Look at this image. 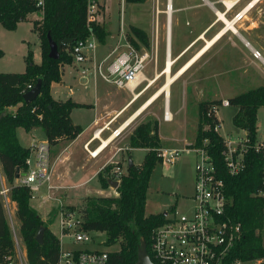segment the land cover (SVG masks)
I'll use <instances>...</instances> for the list:
<instances>
[{
    "label": "trees",
    "instance_id": "trees-1",
    "mask_svg": "<svg viewBox=\"0 0 264 264\" xmlns=\"http://www.w3.org/2000/svg\"><path fill=\"white\" fill-rule=\"evenodd\" d=\"M128 3H141L144 0H125ZM88 0H44L41 22L35 21L33 28L38 32L42 60L33 63L31 51L25 57L26 69L23 72H0V167L10 187L9 198L16 203L15 215L20 226L19 231L24 242L28 264H57L60 240L48 228L29 200V188L14 184L18 171L26 170L25 160L29 148L20 144L16 129L22 127L29 131L40 127L49 144L59 137L74 139L81 131L80 125L73 124L70 112L73 108H89L90 104L77 103L71 99L57 101L51 95V85L61 81V66L72 62L67 50L77 40L92 32L99 43H104L108 31L102 24L87 26ZM39 11L34 0H0V23L7 30H15L27 14ZM134 38L148 45L145 34L133 25L129 26ZM54 41L69 39L71 42L58 47L57 59L48 56L49 43L47 34ZM129 41L136 47L134 40ZM3 51L0 49V58ZM41 80L39 95L25 103L23 94L27 85H35ZM222 99L206 100L198 103V124L195 144L205 138L209 140L208 150L225 181L226 194L230 199L227 215L239 222L242 228L241 239L230 253V260L239 258L244 261L264 258V244L261 230L264 228V150L255 151L252 146L257 140V110L264 106V84L229 97V105L237 107L232 117L234 126L245 131L248 144L244 156V168L237 175L231 176L223 165L221 149L223 137L214 129L219 123L217 117L209 113L212 105H219ZM17 106L14 112L8 107ZM40 115V116H39ZM128 147L147 148L148 151L140 165L127 167L117 187L118 196H92L84 199L81 209L86 229L105 233V245L119 244L117 251L109 253L107 264H137V253L141 239L146 242L147 252L151 253V231L166 220L165 211L145 214L146 195L154 167L160 158L157 149L161 148L159 124L156 119L137 125L129 135ZM120 163L107 164L98 174V181L103 188L109 186L108 173ZM174 210L171 206L167 211ZM44 227L42 242L36 235ZM15 254L14 243L5 217L0 198V264H14L10 260ZM10 257L8 260L5 258ZM264 264V262H263Z\"/></svg>",
    "mask_w": 264,
    "mask_h": 264
},
{
    "label": "rangeland",
    "instance_id": "rangeland-1",
    "mask_svg": "<svg viewBox=\"0 0 264 264\" xmlns=\"http://www.w3.org/2000/svg\"><path fill=\"white\" fill-rule=\"evenodd\" d=\"M179 1L193 4V6L178 5ZM248 1L249 0L242 1L237 8L227 13L226 18H230L233 12L240 9ZM97 2L99 5L97 11L98 16L97 20L92 24L103 23L106 29L110 30L116 37L118 36L119 39H122V34L118 30L119 24L122 23L125 33L124 38L128 41L129 38L134 40L138 50H146L149 53L144 68L145 76L148 80L153 79L158 72V77L139 98L138 103L134 107V110H136V108L138 109L140 105L165 82V74L163 71L167 58L168 22L167 14L165 13L167 10L166 0H144L141 3H128L125 0H97ZM199 3H202L201 0H172L171 7L173 6L175 10L170 23L172 33L170 34V53L171 61H173V63L176 61L175 64L171 63L172 73L205 44L204 40H200L197 44L192 46L200 32L205 29L208 30L204 37L206 40L211 38L225 25L222 21H217V16L208 5L201 4V6H196V4ZM105 4L107 11L103 15ZM215 6L219 11L225 9L224 6L220 4H215ZM120 17L122 19H120ZM131 25L143 31L148 45H144V43L133 37L129 28ZM236 28L241 36L246 38L254 48L264 55V0L258 1L254 7L247 12L246 17L237 23ZM0 29H4L1 24ZM4 31H6L4 32L5 37H1L8 42L9 47H7V54L5 58H3L0 66H4H2V69L8 66H11L8 68H16L17 63L22 64L25 62L20 56L21 50L18 45L20 38H28V40L33 43V47H35L36 34L27 23L19 26L15 32L5 29ZM190 42L192 43L184 49ZM189 47L191 48L185 52ZM183 49L184 51L180 53ZM247 51L239 35L233 34L228 30L208 51L199 57L187 72H185V75L173 85L171 94V112L174 115L173 121H164L162 118V114L165 113V94L161 93L160 96L121 133L120 136L122 141H128L130 133L137 125L145 121L157 119L160 127L162 145L167 150L170 147L177 150V153L173 154L172 162L160 161L154 167L147 189L145 205V213L147 215L167 211L171 205L175 204L182 212L190 210L192 203L189 199L193 192L195 155L193 152L184 150L187 146L183 138L185 137L189 141L195 138V121L198 111L197 103L217 95L221 96L226 93L236 94L243 92L246 88H254L258 84H264V64H262L261 61L251 62L247 57V53L248 56L250 55ZM64 68L65 72H67L69 66L66 65ZM248 69L251 71L250 74L247 73ZM249 76L254 78L251 85L245 83ZM231 78L239 81L244 80L242 82L243 87L234 91V87H230ZM186 80L188 83L186 82L185 84ZM147 83L148 81L142 82L134 93L144 91L147 87ZM233 84L232 81V85ZM185 85L188 108L183 111L182 106L185 100ZM99 89L104 93V96H107L113 106L120 104L129 94L126 89L117 88L106 82H99ZM81 92L85 100L93 98L92 88L85 87L84 90L81 89ZM234 112L235 110L232 106L218 107V116L221 121L219 133L224 137L244 138L245 132L236 128L232 122ZM81 113H83L81 117H78L80 121L83 120L84 122L89 119L87 112L83 111ZM154 113H158V117H155ZM74 121H79V119L74 116ZM257 137L259 140L264 139V107H260L257 112ZM147 151L148 150L143 148L131 149L129 153L127 152L123 155V160L126 157H130L134 165H139L142 163ZM125 163L127 164V162ZM1 173L0 167V178ZM70 182L73 181H68V183ZM86 187L87 188H74L72 186L67 189L48 190L46 185H43L41 188V195L50 191L55 199L52 198L51 201L43 204L42 209H40L41 215L46 216L51 208L50 213H48L50 215L61 206L68 209L84 208L85 202L84 200L82 201V199L85 197L86 192L91 195H97L99 193V189L95 188V180L88 182ZM107 191L110 192L109 189ZM31 202L35 206L38 204V200H31ZM62 202L70 205H64ZM3 207L15 250V254L10 260L14 264H27L23 243L20 240V223L15 215L16 208L11 201H8V204H4ZM57 237L60 239V248L62 250L89 248L92 246L83 243H73L70 237H60L58 232ZM261 237L264 244V228L261 230ZM97 239L101 241L105 240V235H100ZM101 248L109 252L117 251L119 249V244L102 245ZM9 258L6 257L5 260ZM2 264H4V261H2Z\"/></svg>",
    "mask_w": 264,
    "mask_h": 264
},
{
    "label": "built area",
    "instance_id": "built-area-1",
    "mask_svg": "<svg viewBox=\"0 0 264 264\" xmlns=\"http://www.w3.org/2000/svg\"><path fill=\"white\" fill-rule=\"evenodd\" d=\"M209 4L215 15L219 11L215 4L224 6L221 11L225 16L233 11L244 0H229L231 7L228 8V0H202ZM36 7L43 13L44 0H34ZM250 0L240 9L233 12L228 21L236 28L239 21L246 17L247 6ZM99 5L97 0H88L87 3V26L97 20ZM217 16V15H216ZM237 29V28H236ZM122 34L124 49L117 52L113 49L104 58H97V39L90 32L85 38L77 40L67 50L75 64L92 63V70L104 82L112 84L117 88L128 89L134 92L137 87L148 78L144 74V68L149 57L146 50H138L130 41L125 39L124 26H119ZM231 31V30H230ZM235 34L233 31H231ZM237 35V34H236ZM252 56L262 60L261 52L253 49ZM86 71H83L85 74ZM134 86L131 87V83ZM148 84V83H147ZM32 84L27 85L31 89ZM227 99H222L219 105H212L209 113L217 117L219 106H228ZM40 116V115H39ZM166 117V114H165ZM218 119V118H217ZM219 121V120H218ZM220 121L214 126L219 133ZM113 134L118 135L119 130L115 129ZM220 134V133H219ZM222 136V135H221ZM223 137V165L231 176L237 175L244 168V156L250 147L245 133L244 138ZM209 140L203 139L199 145L195 142H187L184 150L193 152L194 160V184L190 197L192 206L187 212H180L177 209L165 211L166 220L152 229L151 253L155 264H263L264 258L244 261L239 258L230 260V253L234 244L241 239L242 228L239 222L234 221L226 213L230 199L226 194L225 181L219 174V169L213 161L208 150ZM252 148L255 151L264 150V139L256 140ZM93 152H89L91 156ZM174 149H157V155L161 162L173 160ZM26 170L18 171L14 184L25 185L29 188L32 198H40V204L49 202L55 197L48 191L45 195L39 196L40 189L46 185L48 190L54 186L51 184L52 165L50 163V144L48 141L35 142L29 147V156L25 160ZM24 173V174H22ZM126 174L120 165H115L108 173L109 179L116 180L118 186L122 177ZM264 184V182H263ZM114 189V188H112ZM117 189V188H116ZM116 189H114L116 191ZM8 185L0 184V198L3 205L9 200ZM118 194V192L116 191ZM264 196V191H260ZM50 213L47 212L46 220L57 227L60 237H70L73 243L92 245L87 248L68 249L59 251L57 264H107L109 251L102 249L105 240L97 239L105 235L103 231L86 229L84 217L79 209H68L62 206ZM60 240V239H59ZM10 264V263H9Z\"/></svg>",
    "mask_w": 264,
    "mask_h": 264
},
{
    "label": "crops",
    "instance_id": "crops-1",
    "mask_svg": "<svg viewBox=\"0 0 264 264\" xmlns=\"http://www.w3.org/2000/svg\"><path fill=\"white\" fill-rule=\"evenodd\" d=\"M201 2L202 3L196 4V6H201V4H206L211 8V6L209 4L203 2L202 0H201ZM166 3H167V7H168L169 4L172 5V0H166ZM178 5H187L188 7L193 6V4H188V3H185L183 1H179ZM171 9H172L171 15H168V13L165 11V13L167 14V20L169 19L170 23H171V19L173 16V12L175 10L173 6L171 7ZM106 11H107V7L105 4V9H104L103 15L106 13ZM212 11H213V9H212ZM102 18H103V16H102ZM41 19H42V12H40V11L32 12V13L27 14V17L24 21H20L17 24V27L15 30H8V31L15 32L19 28V26H21L22 24H25V23L29 24L32 27V29L34 30V32L36 34V42H35L36 46L33 47V43L30 40H28V38H25V37L20 38L18 45H19L20 50H21L20 56L24 59V61H25V57L28 54V52L31 51L32 60H33V63H35V64L41 63L42 54H41V46H40V39L38 36V32L33 28L34 27L33 23L35 21L41 22ZM120 19H122V18L120 17ZM101 24L103 25V23H101ZM121 24L122 23H120L119 26ZM170 27H171V25H170ZM4 29H0V49L3 51V56L0 58V64L3 60V58H5V56L7 54V51H8L7 47H9L8 42L5 41L1 37V36L5 37L4 32H6V31H4ZM5 30H7V29H5ZM106 30L108 31L109 34L106 36L105 42L102 44V43H99V41H97L98 44H97L96 56H97V58H100V59L107 56L113 49H116L117 52H120L124 49L123 38L119 39L118 36L116 37L114 34H112V32L110 30H108V29H106ZM118 30H119V27H118ZM207 31L208 30L205 29L202 32H200V34L196 37L197 39L194 40L195 43H193L192 46L197 44L200 40H204V38L202 39L199 37H200V35H203L205 37ZM170 34H172L171 30L169 32V40H168V34H167V46L169 45V47H167V48H169V55H168V59L166 58L165 69L163 71L164 74H165V70L167 67H169V70L172 73L171 65L175 64V62H176L175 61L173 63V61H171L172 64L169 66L167 65V61L171 60ZM239 37H242V38H240V40L241 41L243 40L242 42L246 46V49L248 50L247 52H249V54H250L248 56V53H247L248 59L251 62L252 61L253 62L261 61L262 64H264V55L261 53L262 60L255 59L252 56V50L256 49V48H254L251 45V43L249 41H247L246 38H244L243 36L240 35ZM191 43L192 42H190L184 49H186ZM191 47H189L185 52H187ZM167 48H166V56H167ZM184 49L180 53H182L184 51ZM66 65L69 66V69L67 70V72H65V70H64L65 69L64 67ZM2 66H0V72H23L26 69V61L22 64L17 63L16 68H8V67H11V66H8L7 68L2 69L4 67V66L3 67ZM187 70L185 72H187ZM83 71H86V73L83 74ZM185 72L183 74H181L170 85L169 97L166 98L164 96V111L166 108L167 111H169V115H170V116L168 115V117L165 118L164 113L162 111V113H163L162 118L164 121L169 122V121L174 120V115L171 112L172 87L174 84L177 83V81L181 77H183V75H185ZM250 72L251 71H249V69H248L247 73L250 74ZM156 75L158 77V72L156 73ZM230 80H231L230 81L231 86L230 85L229 86L234 87V89H233L234 91H236L240 87H243L242 82L244 80L239 81V80H234L232 78ZM232 81L234 83L233 85H232ZM253 81H254V78L252 76H249L247 82H245V83L248 85H251L253 83ZM99 82H104V81L99 76L94 74V72L92 70V63L91 62H86L85 64H82V65L75 64V63L71 62L69 64H64L61 66V81L58 83H53L51 85V95L55 100L65 101L67 99H71L72 101L77 102V103H85V104L91 105V107H89V108H73L71 110V112H70L71 122L73 124L80 125L82 127V131L74 139L68 140L64 137H59L54 143L50 144V163L53 167L52 168L51 184L54 186V188H53L54 190L67 189L68 187H72V186L74 188H87L86 187L87 183L92 181V180H95V182H96L95 188L99 189V193L97 195H91V194L86 192L85 197L82 199V201L86 197H92V196H95V197L112 196V194H113V196H118V194L116 193L117 190L115 191L114 189H112L113 187H111L110 185L106 188H103L100 185V183L98 181L97 174L107 164H115L117 162H119L120 163L119 165L124 170H126V172H127V164L125 162H127L128 157H126L123 160V155L126 154L127 152L129 153L131 149H136V148L128 147V141H122L120 135L125 130V128H127L134 120L137 119V117H135L136 119H133V121L131 123H129V125H127L121 131V133H119L118 135L113 134V131L115 129L119 130V128L122 126V124L133 114V112H135L137 110V108H136V110H134L135 109L134 107L138 103L139 98L143 95V93L149 87V86H147L144 89V91H141L139 97H137L136 99H133L134 92H131L130 90L126 89L129 93L127 98L125 100H123L120 104H118L117 106H113L111 101L108 100L107 96H104V93L101 92V90L99 89ZM186 82H187V80L185 81V84H186ZM100 85H101V83H100ZM260 85H262V84H258L257 86H260ZM85 87L92 88L93 98H91L90 100H85L83 98V94L81 92V89L84 90ZM248 89H251V88H248ZM248 89L246 88L244 91H246ZM184 91H185L184 92L185 93V100H184V104L182 106L183 111L188 108V102L186 99V97H187L186 85H185ZM240 93H242V92H240ZM240 93H236V94L226 93V94H223L221 96H219V95L214 96L208 100L228 99L229 97L235 96V95L240 94ZM203 101H206V100H203ZM228 106H231V105H228ZM232 107H234V110H235L234 114H235L237 112L238 108L235 106H232ZM262 107H264V106H262ZM16 108H17V106H10V107H8V110L14 112L16 110ZM197 109H198V103H197ZM81 110L87 112V114L89 116V119H87L84 122H83V120L80 121V118H78L79 116L81 117V115L83 114V113H81V112H83ZM257 112H258V110H257ZM140 114L138 116H140ZM74 116H75V118L79 119V121H74ZM154 116L158 117V113H154ZM217 118L220 121L219 116H218V112H217ZM220 123H221V121H220ZM195 124H196V129H197L198 111H197V118H196ZM256 124H257V122H256ZM236 128H238V127H236ZM238 129H240V128H238ZM240 130H242V129H240ZM242 131H244V130H242ZM16 135H17V138H18L20 144L24 147H27V148H29L30 145L35 143V142L48 141L43 130L40 127L33 128L29 131L24 130L22 127H18L16 129ZM195 136H196V132H195ZM159 139H160L161 148L165 149V147L162 145L160 127H159ZM257 139H258V137H257ZM183 140H184V143L186 144L187 142H192V141L194 142L195 138H194V140L189 141L187 138L184 137ZM105 141H107V144L103 146ZM143 149L148 150L147 148H143ZM169 149H175V148L170 147ZM93 151L95 153L93 156H91L89 154V152H93ZM0 179H1L0 184L7 185L6 180L4 178V175L2 173H1ZM68 181H73V182L68 183ZM108 189L110 190V192L107 191ZM39 196H42L41 195V189H40ZM146 197H147V195H146ZM31 200H36V201L38 200V204L36 206L33 205ZM11 202L14 204V206L16 208V203L12 200H11ZM29 203L33 208L36 209V211L38 212L41 219L47 223L48 228L53 232V234H55L57 236V232H58L57 227L53 224L52 225L50 224L51 219L46 220L47 216H42L40 213V209H42V207H43L40 204V198H37V197L32 198L31 197L29 200ZM62 204L70 205V204H65L63 202H62ZM171 206H173L174 209H177L178 211H180L176 204L171 205ZM180 212H182V211H180ZM20 240L23 243V250H24L25 255H26L25 246H24V242L22 240V237L20 238ZM26 262H27V259H26ZM27 264H28V262H27Z\"/></svg>",
    "mask_w": 264,
    "mask_h": 264
},
{
    "label": "bare ground",
    "instance_id": "bare-ground-1",
    "mask_svg": "<svg viewBox=\"0 0 264 264\" xmlns=\"http://www.w3.org/2000/svg\"><path fill=\"white\" fill-rule=\"evenodd\" d=\"M258 1H260V0H250V4L247 6V10L248 9L250 10L251 8H253L254 5ZM230 2L231 1H229V0L227 1L228 8L231 7V3ZM166 12L168 13V15H171L172 9H171V5L170 4L168 5ZM216 15H217V21H222L225 24L224 27L221 28L217 33H215L210 39H206V40L204 39L205 40V44L193 56H191L183 65H181L174 73L170 72L169 67L166 68L164 84L158 90H156L146 101H144L141 104V106L122 124V126L119 128V133H121V131L127 125H129V123H131L133 121V119H136L135 117H138V115L140 113H142V111H144L153 101H155L160 96L161 93H164L165 97L168 98L169 97V90H170L169 87H170V85L181 74H183L197 59H199V57H201L206 51H208L228 30L233 31L235 34L240 36V33L238 32V30L234 26H232V24L226 18L225 14H223L221 11H216ZM170 30H171L170 20L168 19V22H167L168 40H169V32H170ZM199 38L203 39L204 36L200 35ZM240 38H242V37H240ZM167 47H169V45ZM168 55H169V48H167V59H168ZM171 63H172L171 60L167 61V65L168 66L171 65ZM156 77H157V75H155L153 79H149L147 86H150L153 83V80ZM134 85H135L134 82L131 83V87L134 86ZM140 93H141V91L137 92V93H134L133 94V99H136L137 97H139ZM165 114H166V117H168L169 111H167L166 108H165L164 117H165ZM106 144H107V141L104 142L103 146L106 145Z\"/></svg>",
    "mask_w": 264,
    "mask_h": 264
},
{
    "label": "water",
    "instance_id": "water-1",
    "mask_svg": "<svg viewBox=\"0 0 264 264\" xmlns=\"http://www.w3.org/2000/svg\"><path fill=\"white\" fill-rule=\"evenodd\" d=\"M47 39H48V43H49V52H48V56L50 58L53 59H57L59 57V51H58V47H63L65 46L67 43L71 42V40L69 39H63L60 41H54L50 34H47ZM40 84H41V80L38 79L37 82L35 83V85L29 89L28 91H26L23 94V100L25 103H29L31 101H33L40 92ZM133 165V161L130 157H128L127 159V167H131ZM24 174V173H22ZM18 175V174H17ZM108 183L111 187H113L114 189H116L118 187V183L116 180L113 179H108ZM43 232H44V227H41L36 235V240L38 242H42V236H43ZM137 264H155L148 252H147V247H146V242L144 239H141L140 241V245L138 248V253H137Z\"/></svg>",
    "mask_w": 264,
    "mask_h": 264
}]
</instances>
